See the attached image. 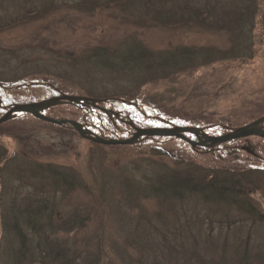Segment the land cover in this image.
Returning <instances> with one entry per match:
<instances>
[{
	"label": "rangeland",
	"instance_id": "rangeland-1",
	"mask_svg": "<svg viewBox=\"0 0 264 264\" xmlns=\"http://www.w3.org/2000/svg\"><path fill=\"white\" fill-rule=\"evenodd\" d=\"M0 25V84L16 80L0 86L4 104L58 92L126 99L137 107L120 109L144 128L163 119L228 131L264 115V0H0ZM136 39L154 52L191 46L216 49L213 55L220 57L221 50L230 51L139 86L99 62L112 61L104 56L125 47L139 50ZM98 46L106 51L94 56L90 49ZM44 114L115 136L100 128H111L102 112L57 104ZM0 155L8 160L0 170V264H15L10 224L28 202L47 203L40 218L53 230L73 211L90 213L84 227L57 234L77 248V264H86L89 254L92 264H264V137L236 138L203 152L162 136L101 145L69 125L23 112L0 123ZM210 168L245 171L254 184L247 195L206 201L189 193L161 204L143 198L150 192L137 181L149 183L154 173L171 170L202 175ZM70 170L75 174L64 173ZM61 176L83 183L67 189ZM17 225L32 233L25 219ZM122 235L136 242L126 244ZM99 249L105 257H95Z\"/></svg>",
	"mask_w": 264,
	"mask_h": 264
},
{
	"label": "trees",
	"instance_id": "trees-1",
	"mask_svg": "<svg viewBox=\"0 0 264 264\" xmlns=\"http://www.w3.org/2000/svg\"><path fill=\"white\" fill-rule=\"evenodd\" d=\"M248 10L251 11L252 15V10ZM244 18L245 17H242L240 19L243 20ZM1 26L4 25H0V27ZM136 40L141 44L139 50H129L125 47L121 53L118 51V53L113 52L114 56H104V59L112 58L110 60L114 63L112 61L104 63L103 59L99 62L107 67H113V70L119 69L123 71L121 77H126L128 79H131L132 77L133 81L138 80L137 84L139 86L144 85V83L150 80L166 78L172 74H176L180 70L205 64L212 59L224 58L226 57L225 53L228 55L230 51L221 50V53L224 55H221L220 57L213 55L215 54L214 52H216V49L195 48L191 46H179L170 52H154L138 39ZM90 51L93 52L94 56H100L103 55L106 50L102 46H98L92 47ZM11 83H16V80L2 82L0 86L11 85ZM4 161L7 162L8 160H5L4 155H0V170L3 168L2 165ZM50 169L54 170L55 175L60 173V170L58 171L56 168L51 167ZM193 169L197 170L195 167H193ZM70 172L73 171L70 170L64 173ZM247 174V172L241 170L232 171L226 169L225 171H219L210 168L205 170L202 175H196L194 172L191 173V170L182 169V171L171 170V172H161L160 174L159 172L154 173L156 177L150 178L149 183L144 182V180H137L135 177H133V179L139 181L141 186L148 188V192L150 193L143 196V198L154 197L157 198L160 203L162 202L161 204H164L165 200L172 197H175L177 200L179 197L183 199V196L188 195L189 193H195L198 196L203 197L206 201L222 199L223 197H227L228 193L247 195V192L251 189V184H254L253 180L247 176ZM78 179L79 182L73 183L69 180L68 176L67 178L61 176V180H63L62 185H65L67 189H71L77 184L81 186L83 181H81L79 177ZM67 189H65V191H67ZM132 191H137V188ZM132 191H127L126 195ZM46 207L47 203L45 202H28L25 207L18 208L16 217L12 224H10L17 243V247L15 246V248H13L11 257L15 264L23 262L30 264L37 261V259L43 264H77V260L80 259L77 248H73L66 244L65 239L57 234L62 231L72 232L73 230L84 227L85 222L91 216L90 213L83 212L82 214L80 212L81 209H78L79 212L73 211L68 218L59 222L53 230V223L50 221H42L40 218V213H42ZM162 211L157 212L156 216L161 215ZM22 218L23 220L25 219V225L32 226V233L29 236L17 225ZM54 234L56 235L54 236ZM122 236L123 241H126V244L132 245L130 241L136 242L134 239H128L130 236ZM30 242H35V249L29 246ZM100 256L105 257L99 249L95 257ZM243 256H245V253L241 258H243ZM93 258V255H85L84 262L86 264H92L91 259Z\"/></svg>",
	"mask_w": 264,
	"mask_h": 264
},
{
	"label": "water",
	"instance_id": "water-1",
	"mask_svg": "<svg viewBox=\"0 0 264 264\" xmlns=\"http://www.w3.org/2000/svg\"><path fill=\"white\" fill-rule=\"evenodd\" d=\"M106 99H98L93 97H85V96H74V95H64L58 94L53 97H48L40 101H34L31 103H23V104H12L10 106H5L6 110L0 115V123L9 119H12L16 116L17 113H28L32 116L37 117L43 121H48L53 124H59L64 126H71L78 135H81L83 138L92 140L95 143H99L101 145H134L138 142L141 138L147 137H154V136H164V137H173L178 139H183L187 141L191 148L195 149L196 147L200 148L203 146L214 147L216 144L224 143L225 141L247 137L249 135H256L264 137V128L262 127V123L264 122V115L258 117L256 120L248 122L242 126H236V128L230 129L225 131V133L216 135L214 137H210L207 141H197V140H190L186 135L187 134H194L195 136L201 135L202 132L209 130L206 127H188V126H177L170 124L169 126H158V127H146L142 128L136 126L133 121L125 119L124 121L127 122L132 127V134L127 137H105L95 133L92 128L87 126L85 123L74 121L73 119H63V118H53L47 114H44V111L52 106H56L57 104H75L81 106H89V104L98 107L100 110L105 111L110 119H112V115L118 117V112L113 110H107L104 107H99V104ZM123 121V122H124Z\"/></svg>",
	"mask_w": 264,
	"mask_h": 264
},
{
	"label": "flooded vegetation",
	"instance_id": "flooded-vegetation-1",
	"mask_svg": "<svg viewBox=\"0 0 264 264\" xmlns=\"http://www.w3.org/2000/svg\"><path fill=\"white\" fill-rule=\"evenodd\" d=\"M59 94H61V93H59ZM100 98L106 99V101L101 102L99 104V107L102 106L107 110H113L115 112H118L119 113L118 117H115V115H112V119H110L105 111H102L98 107H95L91 104H89V106H87V107L86 106H80V105H78V107L79 106L82 107L86 112L95 111V112H100V113L102 112L103 114H105L107 116L108 120L111 122V128H109L108 126H105L104 124H101L100 128H103L104 130L111 133L112 135L114 134L115 136H120V137H124V135L130 136L132 134V127L127 122H125L124 120L125 119L131 120L135 124H137V121L133 119L132 115L129 112L124 111V110L122 111L120 109L119 105L122 107H123V105H125V106L127 105V106H131L134 108V107H137V104L135 102L133 103V102L128 101L126 99H120V98H114V97H112V98L111 97H100ZM100 98H98V99H100ZM115 103H116L117 107L114 106ZM5 106H9V104H2L0 106V110L1 109L3 110V111L1 110L2 112H4L6 110ZM93 125H95V124H93ZM163 125H165V124H163ZM261 125L264 128V122ZM207 127L209 130H207V132H205V134H204V132H202L201 135H198V136L191 134V135H189V138L191 140L193 139V140H197V141H201V142L207 141L209 143L210 140H208V139L210 137L220 135V134L224 133V131H226V129H227V128H224V131H222V130L218 129V127H215V126H212V127L207 126ZM242 138H246V137H242ZM219 145L220 144L215 145L213 148H206V146H203L200 148L196 147L194 150L197 152L210 151V150H214ZM241 147L240 148L244 149V150H245V148L249 149L247 146H241ZM249 150L254 153L253 150H251V149H249Z\"/></svg>",
	"mask_w": 264,
	"mask_h": 264
}]
</instances>
